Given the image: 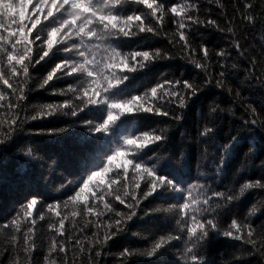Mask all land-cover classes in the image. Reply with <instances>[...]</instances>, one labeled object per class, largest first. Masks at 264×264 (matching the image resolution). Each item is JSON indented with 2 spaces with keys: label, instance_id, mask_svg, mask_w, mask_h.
<instances>
[{
  "label": "snow or ice",
  "instance_id": "snow-or-ice-1",
  "mask_svg": "<svg viewBox=\"0 0 264 264\" xmlns=\"http://www.w3.org/2000/svg\"><path fill=\"white\" fill-rule=\"evenodd\" d=\"M250 258L264 0H0V264Z\"/></svg>",
  "mask_w": 264,
  "mask_h": 264
},
{
  "label": "trees",
  "instance_id": "trees-1",
  "mask_svg": "<svg viewBox=\"0 0 264 264\" xmlns=\"http://www.w3.org/2000/svg\"><path fill=\"white\" fill-rule=\"evenodd\" d=\"M225 2H227V0H225ZM260 35L261 33L258 31L256 33V42H257V46H256V52L257 54H259L260 52V49L258 47V43L260 42ZM206 39L209 41V46L211 47L212 45L216 44L219 40V35L216 34V33H211L209 35L206 36ZM251 39V38H250ZM182 63V62H181ZM177 67H179V65H177ZM181 71H183V69L181 68ZM194 74V73H193ZM177 75H179V73H177ZM233 83H238V81H236L235 79H233ZM243 95L244 96H252L254 99H256V94L255 93H252L250 90H248L247 88L244 89L243 91ZM42 96L40 95H37L34 97L33 99V102L36 103V102H40L42 100ZM218 101L222 103V106H228L229 105V100L230 98L228 97V95L225 93L223 95H220L217 97ZM195 119H196V112L195 110H193L192 112V115L189 119V123L187 125L188 129L190 131H193L194 132V128H195ZM178 139V137H177ZM54 179H58L56 177H54ZM251 259V264H255V259L254 258H250Z\"/></svg>",
  "mask_w": 264,
  "mask_h": 264
}]
</instances>
